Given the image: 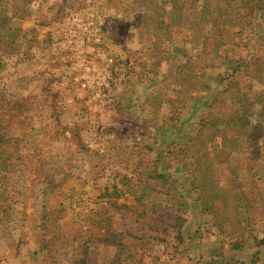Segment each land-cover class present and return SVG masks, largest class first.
<instances>
[{
    "label": "rangeland",
    "instance_id": "obj_1",
    "mask_svg": "<svg viewBox=\"0 0 264 264\" xmlns=\"http://www.w3.org/2000/svg\"><path fill=\"white\" fill-rule=\"evenodd\" d=\"M196 1L200 6L210 3L213 17L223 19L221 14L230 0ZM0 2L9 9L0 18V23L1 19L9 22V31L6 36L1 32L0 39L9 38L12 43L0 63L8 110L20 107V114L25 115L21 121L31 124L39 119V113L42 118L46 109L45 117L50 118L52 127L63 130L67 126L78 146L76 154L84 150L96 168L79 169L77 180L67 182L66 176L58 173L66 169H34L33 159L28 163L31 169L8 168L0 162V249L32 247L42 264H184L196 253L214 248L212 238L223 236L220 251L207 258L199 254V264L206 260L234 264L226 249L230 238L239 235L250 246L248 251L246 245L245 251H239L235 264H264V247L257 252L253 245L264 239V136L260 142H234L240 150L231 154L226 143L221 147V139L209 130L198 142L183 143L169 151L156 140L149 151L141 120L145 112L131 109L118 114L115 110V115L106 119L100 109L122 104V97L143 104L145 91L134 84L147 76L137 69L144 63L140 59L137 63L139 56L134 53L143 54L155 47L138 46L134 32H144L143 41L156 37L161 47L164 30L160 24L166 19L161 16L163 10L156 9L166 0ZM180 5L178 0L175 8ZM197 13L189 33L199 40L203 32ZM258 39L264 42L263 36ZM69 40L73 44L69 45ZM99 53L137 63L135 73H127L134 76L128 79L124 76L127 69H122L95 84L84 96L93 110L81 103L73 111L67 110L63 83L69 78L72 81V75H82L83 64L96 66ZM255 66L250 70L261 65ZM226 108L220 105L219 109L225 112ZM8 110L3 117L17 120ZM101 121L104 125L99 128ZM111 134H116L117 140L109 139ZM11 148L7 145L5 159ZM100 149L105 151L103 156L98 154ZM80 170L90 171L89 179L94 182L108 179L100 188L101 194L90 196L83 190L88 176ZM178 183L190 184L189 194H195L198 202L190 196L184 202L173 199ZM193 190L197 192L193 194ZM34 201H41L39 208ZM222 217L224 221H219ZM201 233L204 241L198 242ZM7 234L14 238H6ZM0 264L11 261L0 254Z\"/></svg>",
    "mask_w": 264,
    "mask_h": 264
},
{
    "label": "crops",
    "instance_id": "obj_2",
    "mask_svg": "<svg viewBox=\"0 0 264 264\" xmlns=\"http://www.w3.org/2000/svg\"><path fill=\"white\" fill-rule=\"evenodd\" d=\"M183 26V32L178 36L171 35L170 32L164 30L160 39V42H162L161 47L158 45V39L156 37H151L149 41H143L141 37L144 32H141V30L140 32L139 30L134 32L135 43L138 46H146L148 48L150 46L155 47L153 50H149L143 54L140 53L138 55L136 52L134 53V56L137 58L139 56L138 59L142 60L146 68L150 69L153 73L150 90L144 92L142 96L144 97L142 100L143 104L138 101L132 103L130 99L132 96L124 94L129 97L130 100L124 97L120 100L121 102H127L128 105H123L122 102V104L107 108L100 106V109L105 115L104 117L110 119V116H113V114L115 115V110L118 114L122 111L125 112L131 109L133 111L138 110L140 113L145 112L141 120L146 126V137L144 140H146L145 142L147 144H150L149 151L154 148L151 142H155L156 140L162 141L164 145H166L165 150L169 151L170 148H173V143L181 145L183 143L198 142L203 138L205 131L208 130L214 137L221 139V147H223L222 143H226V151L228 154L240 150H236V146L234 145V142L236 143L240 139H245L250 142L251 140L258 142L263 140L264 70H262V68L264 64H262V62L260 63V61L263 59L264 62V56H256L255 59H259V62L253 61L252 66L254 68L256 67L255 64L261 66L259 68L257 66L256 69L253 68L254 70L246 72L243 79H238V77H236L230 81L225 80V77H229L230 74L234 72L236 61L226 64L225 61L222 62L220 59H217L213 56L211 47H209L208 50L203 49L201 39L194 40L190 36L191 34L188 29H186V24H183ZM7 31L9 30L0 26V34L2 32L4 36H6ZM9 42V38L0 39V63L2 59L7 56L8 52H10L9 48L12 43ZM208 43L212 44V42ZM67 45L68 44H66V49L68 48ZM144 50L145 49L142 51ZM70 56H72V54H70ZM71 70L72 67L69 71ZM63 84L64 93L66 94L72 89L73 82L71 78H69V80H66ZM3 87L4 85L0 83V125L5 128L9 138L17 141L21 156L20 162L14 163L13 166L3 162L5 166L8 168L15 167V169H31L28 163L33 159L36 162L34 169H66V172H60L59 170L58 173L64 174V176H66L65 181L67 182L70 180H77L76 176L79 169H96L92 164L91 157L86 156V153L84 150L82 152L80 147L79 150H81V152L76 154L78 152V146L74 143L73 136L68 132L69 128L67 126H65L63 130L55 129L56 126L52 127L50 118L47 119L45 117L46 109L44 111L45 115L40 118L41 113H39V119L36 117L31 124L21 121L24 119L25 115H23L24 113L20 114V111H23L20 107L14 108L11 106L9 111L7 108L8 102L5 101V97L3 96ZM118 94L121 96L122 92L119 91ZM81 95L84 96L85 92L83 91ZM136 99L140 100L139 97H136ZM78 104L80 103L76 102L75 105H66L64 102L67 110L70 108L69 110L72 111ZM80 105L88 110L94 109L90 102L84 100L81 101ZM220 105H225L227 107L225 112L220 111ZM39 108L43 110V106L40 105ZM6 110L11 112V114H16L18 117L17 120H13V117H3V112ZM26 113L27 112H25V114ZM244 114L246 118L247 116L249 118L247 123L240 121V117H243ZM101 119L103 122L107 121L103 117H101ZM103 122L101 121L99 128L104 125ZM243 124H245L244 127ZM153 126H155V128ZM122 127H124V125H122ZM103 128L105 129L107 127ZM106 134L107 133H105V136ZM108 137L109 139L115 137L113 141L118 138L116 134H111ZM178 151H180V149H178ZM1 157L5 158L6 153H1L0 159ZM80 172H82V174L86 173L88 176L85 179L87 183H85L83 190H86L85 192L90 196L101 194L102 190H100V188L103 187V183L108 179L94 182V180L89 179L90 171L83 173V171L80 170ZM89 181H92V185H90ZM190 186L191 185L188 183H178L173 199L176 198L184 202L185 200L188 201L189 199L186 197L190 196L194 202H198L197 196L194 194L197 190L192 191L194 195L189 194L192 190ZM182 196H184L183 199ZM31 202L29 201L28 203L29 207ZM35 203L37 204V208L42 204L41 201H34V204ZM0 205H2V202H0ZM202 217L205 218L206 216L202 215ZM215 217L216 216L212 214L211 218L216 220ZM224 219L225 218L222 217L219 221H224ZM13 224L14 223H11V225ZM240 228L243 229V227ZM220 230L223 232L222 227ZM197 231H199V229H197ZM234 231L236 232V230ZM240 234L244 236L245 229L240 232ZM7 235L6 238H14V235ZM233 235L234 234H232V236ZM222 238L223 236H217V243L216 239L212 238L210 244L214 245V248L196 253L192 261L188 260L184 264H199V254V256H205L207 258L208 256L218 253L221 249V243L219 242ZM263 240L264 239L258 241L257 244H253L255 248H257V252L264 247V245H261V241ZM200 241H204L202 240V233L198 242ZM245 245L248 251V246L250 245L245 242L243 237L237 235L230 238V243L228 245L230 247L226 249V252L230 254V259L232 257L234 258L231 259L234 264L239 262L238 257H236L238 253H240L239 251L246 250V248H244ZM30 248L29 250L28 247L22 249L16 246L12 251L0 249V254H5L11 261V264H42V261L34 255L36 254L34 249H32V247ZM222 251L223 249L221 252ZM32 254L33 256H31ZM243 258H245V254ZM204 264L216 263L211 260H206Z\"/></svg>",
    "mask_w": 264,
    "mask_h": 264
},
{
    "label": "trees",
    "instance_id": "obj_3",
    "mask_svg": "<svg viewBox=\"0 0 264 264\" xmlns=\"http://www.w3.org/2000/svg\"><path fill=\"white\" fill-rule=\"evenodd\" d=\"M180 1L181 5L179 8H175L178 0H166L163 6L160 5L161 9H156V12L163 10L164 13L161 16L166 19L161 20V28L166 32H170L171 35L176 36L183 32V24H186L188 31H191V26L194 23L193 18L195 17V13H197L198 6H200L196 4V0ZM205 3L204 6H200V11L197 13L201 18L200 25L203 32L201 45L205 50L211 47L213 56L222 62L225 61L226 64L236 61L234 72L229 77H225V80L230 81L236 77L243 79L245 73L250 70V67H253V61L259 60L255 59L256 56H264V42L261 43L258 41L259 36L264 37V0H230L228 8L221 14L223 19H217L216 16L213 17L211 11L213 8L211 9L210 3L207 4L208 2L206 1ZM11 9L13 10V8ZM7 11H9L8 5L4 7L0 2V18H2V13H6ZM227 22L230 27L227 26ZM6 25L8 26L9 22L1 19V26L7 28ZM190 36L195 40L192 35ZM208 42H212V44ZM261 62L264 64L263 59ZM137 63L133 61L126 63L125 70H127L124 73L127 74L129 71L135 73L134 69L137 68ZM137 69L141 71V75L142 73H146L145 75L147 77L145 81L138 82L137 80L134 86L142 87L145 92H148L150 90L153 73L144 64H140ZM132 73L124 76L131 79V76H134ZM245 116L244 114L243 117H240V121H243V123L249 121L248 116L247 118ZM244 126L245 124H243ZM6 134L5 128L0 125V154L5 153L7 145L10 148L12 147L9 157L6 159L1 157L0 162L13 165L21 161L19 145L17 141L9 138ZM177 145L173 143L172 147L175 148ZM261 245H264V240L261 241Z\"/></svg>",
    "mask_w": 264,
    "mask_h": 264
},
{
    "label": "built area",
    "instance_id": "obj_4",
    "mask_svg": "<svg viewBox=\"0 0 264 264\" xmlns=\"http://www.w3.org/2000/svg\"><path fill=\"white\" fill-rule=\"evenodd\" d=\"M73 44L72 40H69V45ZM126 63L124 61H117L112 55L101 54L97 55V65L83 64L82 75L74 78L72 75L73 87L65 94L64 102L66 105H75L76 102L81 103L84 100L81 93L84 91L85 94L96 84L100 85L102 81H106L111 77L115 76L117 72L125 69ZM89 94V93H88ZM87 94V95H88ZM86 99V98H85ZM90 106L89 104H87ZM98 154L103 156L105 151L103 149L98 150Z\"/></svg>",
    "mask_w": 264,
    "mask_h": 264
}]
</instances>
